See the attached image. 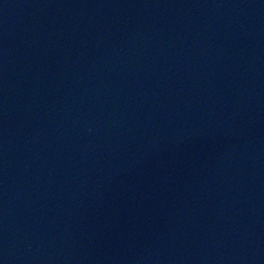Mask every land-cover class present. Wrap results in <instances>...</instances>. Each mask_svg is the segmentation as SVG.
Segmentation results:
<instances>
[{
	"label": "water",
	"instance_id": "1",
	"mask_svg": "<svg viewBox=\"0 0 264 264\" xmlns=\"http://www.w3.org/2000/svg\"><path fill=\"white\" fill-rule=\"evenodd\" d=\"M0 264H264V0H0Z\"/></svg>",
	"mask_w": 264,
	"mask_h": 264
}]
</instances>
